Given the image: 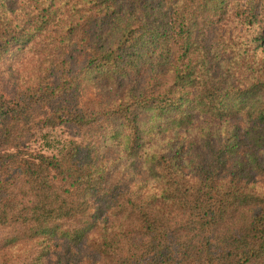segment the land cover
<instances>
[{
  "label": "trees",
  "instance_id": "16d2710c",
  "mask_svg": "<svg viewBox=\"0 0 264 264\" xmlns=\"http://www.w3.org/2000/svg\"><path fill=\"white\" fill-rule=\"evenodd\" d=\"M39 1L26 22H12L0 7V64L46 29L56 44L46 46L48 64L26 85L9 87L0 68V229L20 239L85 241L82 264H264V163L250 152L255 179L247 185L241 175L248 169L229 165L225 146L210 144L237 116L264 130V56L243 87L193 58L198 20L230 17L247 34L234 41L232 76L237 59L257 49L264 0H60L57 8L58 0ZM109 19L116 22L106 27ZM75 45L85 48L84 64L66 52ZM146 70L152 74L143 79ZM123 77L140 89L98 109L75 100L81 82ZM180 126L210 155L181 166L176 154L144 150ZM66 127L73 136L59 137ZM257 135L254 144L264 150V132ZM104 136L122 141L158 196L130 192L96 166Z\"/></svg>",
  "mask_w": 264,
  "mask_h": 264
},
{
  "label": "rangeland",
  "instance_id": "374dc122",
  "mask_svg": "<svg viewBox=\"0 0 264 264\" xmlns=\"http://www.w3.org/2000/svg\"><path fill=\"white\" fill-rule=\"evenodd\" d=\"M38 0H0V7L8 17L13 21L26 22L32 18L35 13ZM44 0L39 1L41 4ZM230 1V0H227ZM235 2V1H234ZM259 6L260 1L255 0ZM62 1L58 0L53 4V8L61 6ZM63 13V11H62ZM120 18L125 19L124 12L119 11ZM104 16H100V18ZM106 21V18L103 19ZM116 20L109 19L106 27H110ZM261 28V39L257 42V49H253L252 55L244 60L237 59L238 68L230 76L229 65L231 63L232 49L236 48L234 41H240L247 38L245 29L239 26L230 17H213L199 19L194 30V60L197 58L204 60L214 77L232 80L234 87H243L252 81L260 70L262 65L261 58L264 56V21L259 23ZM49 30L42 32L40 37L27 45L25 49L12 51L0 64L3 75L6 78L9 87L15 85H26L30 82L33 71L39 69L43 71L48 64V57L44 52L56 46L50 38L47 37ZM38 48V51H34ZM67 54L70 59L84 61L85 48L75 45L68 49ZM56 56H61L56 51ZM84 64V63H83ZM117 72L120 69H115ZM88 73L94 71L92 68L85 69ZM143 79L150 76V71L140 72ZM161 82L163 79L159 78ZM140 85L132 77L116 78L105 80V82L89 81L81 82L79 89L75 94V100L79 105H88L90 108L98 109L105 105H110L124 94L127 96L140 89ZM199 118L194 122L197 123ZM161 124V123H159ZM226 129L220 131L217 136L210 138V144L216 147L219 143L225 146L229 165L242 164L247 168L242 176L249 185V179H255V170L249 167L252 157L251 151L258 152L254 157L255 161L264 163V150L256 146L254 139L257 134L263 133L260 123L251 130L245 127V122L240 117L230 119ZM162 127V126H161ZM160 127V128H161ZM177 133L169 132L165 134L162 144L152 146L150 143L144 145V150H153L166 152L167 154H176V160L183 166L188 159L198 156V158L210 155V149L200 143L198 136H194L192 129H181ZM75 129L66 127L63 130H57L59 137H72ZM128 130H123V133ZM253 132V133H252ZM193 140V142H191ZM122 142L119 138L99 140L95 146V164L104 171L112 181L119 180L130 192L143 195H159V190L155 187L149 176L144 172L139 160L130 161L126 158L123 148L119 145ZM178 147V148H177ZM143 155L138 156L140 160L146 161ZM256 187L259 182L252 181ZM253 187V186H251ZM85 241L78 244H71L62 238L49 234L35 235L30 238L20 239V234L11 229H0V255L5 264H82L83 248Z\"/></svg>",
  "mask_w": 264,
  "mask_h": 264
}]
</instances>
